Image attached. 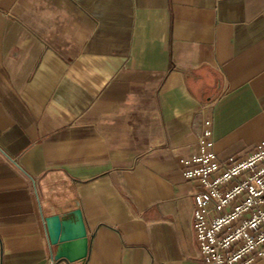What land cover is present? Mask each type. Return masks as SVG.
<instances>
[{"label": "crops", "instance_id": "1", "mask_svg": "<svg viewBox=\"0 0 264 264\" xmlns=\"http://www.w3.org/2000/svg\"><path fill=\"white\" fill-rule=\"evenodd\" d=\"M205 118L221 161L264 140V0H0V264H48L77 209L59 264H209L180 163Z\"/></svg>", "mask_w": 264, "mask_h": 264}, {"label": "built area", "instance_id": "2", "mask_svg": "<svg viewBox=\"0 0 264 264\" xmlns=\"http://www.w3.org/2000/svg\"><path fill=\"white\" fill-rule=\"evenodd\" d=\"M213 146L212 122L205 118L195 152L180 159L185 179L199 186L196 243L209 264H254L264 257V140L248 155L226 161ZM48 264L59 261L51 258Z\"/></svg>", "mask_w": 264, "mask_h": 264}, {"label": "water", "instance_id": "3", "mask_svg": "<svg viewBox=\"0 0 264 264\" xmlns=\"http://www.w3.org/2000/svg\"><path fill=\"white\" fill-rule=\"evenodd\" d=\"M49 244L56 248V260L65 259L74 262L87 256L89 235L81 209L67 215H52L45 218ZM81 246V252L72 256L75 249Z\"/></svg>", "mask_w": 264, "mask_h": 264}, {"label": "bare ground", "instance_id": "4", "mask_svg": "<svg viewBox=\"0 0 264 264\" xmlns=\"http://www.w3.org/2000/svg\"><path fill=\"white\" fill-rule=\"evenodd\" d=\"M81 252V246H78V249H75L72 253H70L72 256L78 255Z\"/></svg>", "mask_w": 264, "mask_h": 264}]
</instances>
